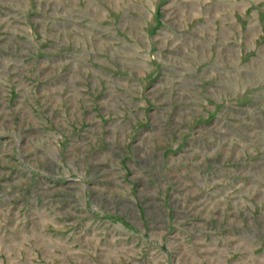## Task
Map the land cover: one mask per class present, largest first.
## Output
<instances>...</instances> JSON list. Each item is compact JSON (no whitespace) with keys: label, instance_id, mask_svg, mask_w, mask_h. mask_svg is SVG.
I'll use <instances>...</instances> for the list:
<instances>
[{"label":"rangeland","instance_id":"374dc122","mask_svg":"<svg viewBox=\"0 0 264 264\" xmlns=\"http://www.w3.org/2000/svg\"><path fill=\"white\" fill-rule=\"evenodd\" d=\"M0 264H264V0H0Z\"/></svg>","mask_w":264,"mask_h":264}]
</instances>
